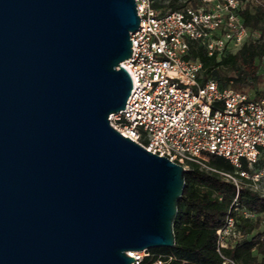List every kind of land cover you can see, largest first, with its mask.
Instances as JSON below:
<instances>
[{"label": "water", "instance_id": "95a60500", "mask_svg": "<svg viewBox=\"0 0 264 264\" xmlns=\"http://www.w3.org/2000/svg\"><path fill=\"white\" fill-rule=\"evenodd\" d=\"M135 0H0V264L172 246L185 168L122 135Z\"/></svg>", "mask_w": 264, "mask_h": 264}, {"label": "built area", "instance_id": "2783aa9c", "mask_svg": "<svg viewBox=\"0 0 264 264\" xmlns=\"http://www.w3.org/2000/svg\"><path fill=\"white\" fill-rule=\"evenodd\" d=\"M140 17L130 33L132 54L122 64L132 79L133 93L125 108L109 115L110 124L147 150L166 156L185 169L190 162L221 173L236 186L232 204L216 229L220 264H241L223 248L242 237L234 211L256 213L238 206L242 180L264 195V95L200 82L202 62L190 56L191 42L219 57L241 45L250 31L239 14L246 0H199L162 11L153 0H135ZM225 157L234 173L208 165L209 155ZM240 209V210H239ZM264 223V219L262 220ZM131 264H144L145 250L127 251ZM157 255L147 264H163Z\"/></svg>", "mask_w": 264, "mask_h": 264}, {"label": "trees", "instance_id": "16d2710c", "mask_svg": "<svg viewBox=\"0 0 264 264\" xmlns=\"http://www.w3.org/2000/svg\"><path fill=\"white\" fill-rule=\"evenodd\" d=\"M199 0H153V6L174 10L184 4L196 5ZM239 14L250 36L237 48L216 57L208 55L205 48L191 42L190 56L202 62L199 81L208 78L218 81L220 86H230L254 95H264L257 90L263 81L259 73V61L264 62V0H246ZM260 161L258 164H262ZM208 165L234 173L233 165L223 156L210 154ZM236 186L224 175L190 162L184 172V188L177 203L173 221L175 241L172 246H155L147 249L144 264L162 254L168 258L163 264H220L216 249V229L232 204ZM238 206L256 213L255 217H243L234 211L242 237L223 248L224 254L241 264H264V195H260L242 180L238 190ZM240 210V209H239Z\"/></svg>", "mask_w": 264, "mask_h": 264}, {"label": "rangeland", "instance_id": "374dc122", "mask_svg": "<svg viewBox=\"0 0 264 264\" xmlns=\"http://www.w3.org/2000/svg\"><path fill=\"white\" fill-rule=\"evenodd\" d=\"M168 0H164L165 3H167ZM259 73H261L263 75V81L261 83H259V85L257 86V90L259 91H263L264 90V62L263 61H259ZM249 93L252 92L251 89H246ZM264 226V225H263ZM146 253H148L147 249L145 250Z\"/></svg>", "mask_w": 264, "mask_h": 264}]
</instances>
